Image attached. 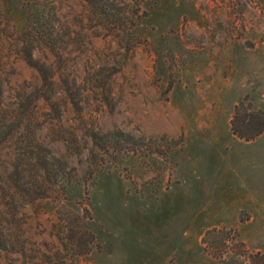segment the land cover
I'll use <instances>...</instances> for the list:
<instances>
[{
  "label": "rangeland",
  "instance_id": "1",
  "mask_svg": "<svg viewBox=\"0 0 264 264\" xmlns=\"http://www.w3.org/2000/svg\"><path fill=\"white\" fill-rule=\"evenodd\" d=\"M0 81V264H264V0H0Z\"/></svg>",
  "mask_w": 264,
  "mask_h": 264
},
{
  "label": "trees",
  "instance_id": "2",
  "mask_svg": "<svg viewBox=\"0 0 264 264\" xmlns=\"http://www.w3.org/2000/svg\"><path fill=\"white\" fill-rule=\"evenodd\" d=\"M28 60H29V62H32L34 60V55L32 54V52H30V57ZM2 84H3V82L0 81V102L2 101L3 95H4ZM247 105H246L244 99H242L235 106L234 114H233L231 121H230V126H231L232 133L236 137L243 139L245 141H252L264 132V111H262L260 109H253ZM7 116L8 115L5 112H0V130L2 127V123H5L6 121H8ZM17 117L21 120L19 115H15V118H17ZM25 118H26V113L23 116V120ZM29 119H30V117H29ZM23 122L20 123V126H22L24 124ZM33 157H34V155H33ZM37 160L38 159H36V161ZM53 168H55V167H47V169H45V171H44V169H40V171L35 170L34 173L37 175V178H40V181L42 183H44L45 182V180H44L45 175H48L50 178H52L54 176L56 178H58V176L60 175V171H58V170L54 171ZM32 172H33V170L32 171H29V170L26 171V170H22V169L17 170L18 180H19V181H17V187L18 188H20L21 190H22V188H23V190L27 189V187L23 186L22 179L27 177L28 174H32ZM51 174H53V176ZM63 174L66 175V172L64 171ZM42 183H41L40 188L43 189L44 187H43ZM43 190H44V192L46 191L45 188ZM225 230H226L225 227L218 228L217 231H216V229L207 230L204 233V236L202 238V242L205 246V249H208V250L213 249V246L215 247V245L218 244L220 236L221 237L223 236L224 240H225L226 239L225 235H222L223 233H227V232H225ZM214 234L217 235L218 238H214V240L208 239L209 235H214ZM19 246H21V245H19ZM214 254H216V253L214 252Z\"/></svg>",
  "mask_w": 264,
  "mask_h": 264
},
{
  "label": "crops",
  "instance_id": "3",
  "mask_svg": "<svg viewBox=\"0 0 264 264\" xmlns=\"http://www.w3.org/2000/svg\"><path fill=\"white\" fill-rule=\"evenodd\" d=\"M200 229H202V228H200Z\"/></svg>",
  "mask_w": 264,
  "mask_h": 264
}]
</instances>
